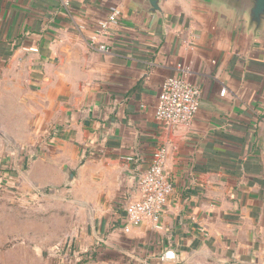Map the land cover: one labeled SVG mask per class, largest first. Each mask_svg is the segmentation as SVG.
<instances>
[{"label":"crops","instance_id":"0c3cea01","mask_svg":"<svg viewBox=\"0 0 264 264\" xmlns=\"http://www.w3.org/2000/svg\"><path fill=\"white\" fill-rule=\"evenodd\" d=\"M160 7L151 14L146 0H0V77L31 79L1 85L19 93L1 105L2 123L18 115L30 141L16 152L18 190L26 202L53 189L51 205L70 215L67 243L95 248L103 264L169 248L180 264L198 256L264 264V23L256 31L220 0ZM115 9L120 16L101 33ZM184 74L201 91L199 110L187 126L163 125L155 119L160 86ZM30 91L33 98L22 95ZM162 147L173 191L159 227L145 222L124 234L125 207Z\"/></svg>","mask_w":264,"mask_h":264},{"label":"rangeland","instance_id":"374dc122","mask_svg":"<svg viewBox=\"0 0 264 264\" xmlns=\"http://www.w3.org/2000/svg\"><path fill=\"white\" fill-rule=\"evenodd\" d=\"M27 78L31 81L25 75L0 77V173L13 176L12 187L8 188L6 185L0 189V264H69L67 260L70 252L79 251L72 247L67 249L70 215L65 207L55 208V203L51 205L49 198L55 193L53 189L30 192L26 195L29 201L23 200L22 193L18 190L16 172L17 162L23 156L16 155V152L20 145L30 141L25 139V132L19 130L21 127L17 125L18 115L15 119H10L9 126L6 122L2 123V119L6 118L2 117L1 105L8 97L10 100H18L19 93L1 91V85L8 84V80L16 85L25 84ZM22 95L33 98L35 91ZM14 111L17 112V109ZM29 111L31 112L26 118L33 120V109ZM50 128L43 131L45 136L51 135ZM32 151L33 147L25 146L23 149V153L28 156ZM63 245L66 246L65 255L59 257L56 249ZM122 260L117 264H126L125 258ZM181 264L214 263L205 256H198L195 261H182Z\"/></svg>","mask_w":264,"mask_h":264},{"label":"built area","instance_id":"2783aa9c","mask_svg":"<svg viewBox=\"0 0 264 264\" xmlns=\"http://www.w3.org/2000/svg\"><path fill=\"white\" fill-rule=\"evenodd\" d=\"M119 16V10L115 9L105 21L99 23V31L105 32L108 26ZM96 39L97 35L90 37L91 45L97 44ZM96 50L103 53L109 52V48L102 44L98 45ZM224 93L225 90L223 89L220 95H224ZM200 99V89L188 80L186 74L181 77L167 78L160 86L155 107V119L167 126H187L199 110ZM166 156L165 147L157 150L152 156L148 169L140 178L138 199L125 207L127 224L123 227L124 234L130 233L131 229L139 227L145 222L153 223L155 228L159 227L167 199L173 191V181L165 167ZM12 184L13 176L0 173L1 190L6 185L8 188L12 187ZM69 247H71L70 244H68L67 249ZM65 251L66 246L63 245L56 249V254L60 257L65 255ZM98 256L99 252L95 248L71 251L67 262L69 264H103L102 261L98 260ZM125 261L126 264H179L177 253L171 248L159 256L146 258L138 257L134 253H127L125 254Z\"/></svg>","mask_w":264,"mask_h":264},{"label":"water","instance_id":"95a60500","mask_svg":"<svg viewBox=\"0 0 264 264\" xmlns=\"http://www.w3.org/2000/svg\"><path fill=\"white\" fill-rule=\"evenodd\" d=\"M149 5V13L161 12V0H146ZM229 7L241 12L248 19L250 26L258 31L264 23V0H220ZM69 180L73 178L71 172L68 173Z\"/></svg>","mask_w":264,"mask_h":264}]
</instances>
